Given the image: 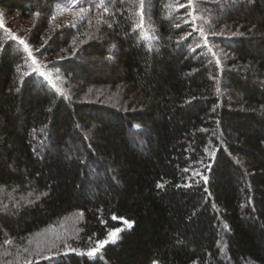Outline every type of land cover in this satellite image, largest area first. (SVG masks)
I'll list each match as a JSON object with an SVG mask.
<instances>
[{
    "label": "trees",
    "instance_id": "16d2710c",
    "mask_svg": "<svg viewBox=\"0 0 264 264\" xmlns=\"http://www.w3.org/2000/svg\"><path fill=\"white\" fill-rule=\"evenodd\" d=\"M187 3L1 1L0 246L75 223L16 264H264V0Z\"/></svg>",
    "mask_w": 264,
    "mask_h": 264
},
{
    "label": "rangeland",
    "instance_id": "374dc122",
    "mask_svg": "<svg viewBox=\"0 0 264 264\" xmlns=\"http://www.w3.org/2000/svg\"><path fill=\"white\" fill-rule=\"evenodd\" d=\"M1 1L2 0H0V3ZM68 2L65 1V4H67L65 6L59 4L56 7L60 12H62L60 17L62 22L59 20L60 26H58V28H61V25L63 27L67 26V24H69L71 20H73L76 14L81 13V11L79 10L70 9L73 5H75L74 0H68ZM200 9L201 8H199V10ZM0 16L5 24H7V28L11 29V31L13 30V32H17L20 38L25 37L30 33V31H32V23L25 22L20 18L15 20V16L6 13L4 15L0 14ZM32 46V44H29V49L32 50ZM34 50L35 49L33 48V51ZM65 83L67 82L65 81ZM66 92L68 93V87L66 89ZM92 126L94 125L92 124ZM74 224V219L71 216L67 219H64L58 225L60 227H49L48 229L38 231L26 237L22 242H16L13 240H11V243L8 244H5L4 242V245L0 246V264H9V262H11V264H16L19 262L23 263L25 261L32 260L35 257L37 258L43 253L46 254V251H48L47 249L52 248L58 243L59 240H61L59 238H62L64 236L65 231H72L71 229Z\"/></svg>",
    "mask_w": 264,
    "mask_h": 264
},
{
    "label": "snow or ice",
    "instance_id": "6c2138e0",
    "mask_svg": "<svg viewBox=\"0 0 264 264\" xmlns=\"http://www.w3.org/2000/svg\"><path fill=\"white\" fill-rule=\"evenodd\" d=\"M192 2H193V0H188L187 5L181 4L180 7H182V8L183 7H187V8L190 9L192 7ZM100 7H101V5L98 4L97 8H100ZM140 7H141V9L143 8V0H140ZM80 11H81V13H83V12H85V9L81 8ZM107 11H108L107 7H104V12H107ZM36 15H39V13H36ZM187 15L189 17H191L193 21L195 20V17L193 16L192 11H188ZM53 19H55V17H53ZM185 22L187 23L188 21H185ZM108 26L111 27L112 25L109 24ZM3 27H4V25L2 23H0V28H3ZM140 27H143V13H141V18H140V20L137 23V28H140ZM177 27H179V25H177ZM197 31L200 32V34L203 37V39L205 40V42H207V35L205 34L203 28H193L192 32L186 33L185 36L181 37V40L187 39L188 36H191L194 32H197ZM211 34L214 35V36L215 35H219V36H223L224 35V33L222 31L219 32V33L212 32ZM232 35L235 36L236 33H232ZM240 35H243V33H241ZM12 39L19 40V43L24 45V48L26 50H28L29 56L32 55L31 50L28 49V45L25 44L23 39H19L16 36H13ZM33 63H35V60L33 61ZM218 63H219V60H217V64ZM25 75H28V74L25 73ZM40 75L41 76H45V74L43 72H41ZM45 79H48V77H45ZM49 83H51L50 80H49ZM51 86H52V88L56 87L55 84H52ZM208 167H210V165ZM185 171L187 172L188 169H185ZM193 175L194 176H198V175H201V174L196 172V173H193ZM201 178L203 179L204 183L208 182V177L207 176H201ZM197 183H199V181H197ZM163 186H164L163 184H159V183L157 184L158 188H163ZM184 186L185 187H191L192 185L191 184H186ZM177 187H180V185H177ZM6 207L7 206L5 205V208ZM81 215H82V213H81ZM112 219L116 220V219H118V217H116L114 215L112 217ZM119 219L121 220V223L123 224L124 227H118V228H114V229H109L108 232H107L106 237L104 239L98 240L96 242L95 246L90 248V249H88L86 253L85 252H77V249H75V248H70L69 250L72 251V252H77L78 255H82V256L83 255H87L89 258H92L93 261L100 259V255L99 254L102 252V250L105 248L106 245H108V244H113V245L116 244L117 241L120 239V233L125 231V229L130 230L134 226V222L126 220V219H124L122 217L119 218ZM8 243H11V241L5 240V244H8ZM65 246L68 247L67 245H65ZM65 254H67V253H65ZM9 264H11V262H9ZM153 264H156V262L154 261Z\"/></svg>",
    "mask_w": 264,
    "mask_h": 264
},
{
    "label": "built area",
    "instance_id": "2783aa9c",
    "mask_svg": "<svg viewBox=\"0 0 264 264\" xmlns=\"http://www.w3.org/2000/svg\"><path fill=\"white\" fill-rule=\"evenodd\" d=\"M78 0H76V2H77Z\"/></svg>",
    "mask_w": 264,
    "mask_h": 264
}]
</instances>
